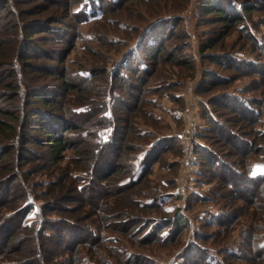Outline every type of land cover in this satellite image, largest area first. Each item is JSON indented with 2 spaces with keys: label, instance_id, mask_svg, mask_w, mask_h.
Masks as SVG:
<instances>
[{
  "label": "rangeland",
  "instance_id": "obj_1",
  "mask_svg": "<svg viewBox=\"0 0 264 264\" xmlns=\"http://www.w3.org/2000/svg\"><path fill=\"white\" fill-rule=\"evenodd\" d=\"M79 1L71 0L73 8ZM204 2L205 0H120L117 2L108 0L105 3L106 14L101 19L76 22L67 16L63 20L64 24H54L58 27L55 30L56 34L45 32L44 35L50 38L43 36L42 40L34 39L44 48L58 47L59 50L64 51L66 57L63 60V65L68 67L71 77L80 70L93 71V76L88 77L85 83L76 84L73 82L79 88L72 92L69 91L66 95L67 97L71 95L73 101L87 98L90 99L89 104H93L104 98L110 87L112 90L116 89V92L120 91L124 94L126 102L119 104L122 107L115 110L123 118H129L128 125L134 127L135 124L139 129L149 133L147 141L144 142L137 135L130 133L128 143L131 144L134 141L140 145L146 143L143 146L146 148L154 141L158 142L157 140L162 139L161 144L153 147L151 164L145 165L143 177L139 181L131 183L133 185L130 191V195L133 197L132 201L136 200L137 203H142L141 201H146L150 197L173 193L170 199L163 200L161 206L150 205L145 211L147 217L160 218L165 213L173 214L178 207H181V214L186 218L181 222L180 228L171 232L172 238L162 242L155 239L156 233H153L150 238H141L147 231L146 229L143 231V228L147 227L146 225L140 224L142 227L138 231H135L138 224H132L129 227L127 223L115 225L116 220L110 217L112 212L109 213V210L106 211L102 207L94 213L89 204L82 200L58 204L61 208L66 205H81L76 213H62L63 217L67 218L68 216L78 223L83 221L82 223L90 224L102 238L95 243L92 242V245L90 242L77 244L74 251L80 256V263H87L91 258H98V254L103 251L107 255V259H110V264H140L129 262L133 256L134 260L139 259V256L147 257L148 262L144 264H155V262L157 264H196L201 260L203 247H210L209 249L214 255L222 258L224 254L221 252L222 241L220 239L227 234L231 235V237L227 235L230 242L236 241V244L242 245L241 249L246 248L249 251L252 245L246 241L247 236L242 235L238 228L243 227L244 224L249 225L252 216L249 218L247 217L249 214L245 215V212H242L238 219L241 221V224L237 225L238 228L234 231H226L224 235L221 232L223 225L219 224L220 222L218 219L215 220L214 216L219 212L226 213L231 209L234 210L236 206L243 205L247 199L248 203L246 204L251 205L253 198L263 205V208H258L255 212V216L261 220L255 222L254 219L253 224H261L259 231L260 234H264V191L261 190L264 184L260 182L251 184L245 178L241 181L239 179L238 183L242 186L241 193L245 200L236 199L232 202V196L224 198L231 186L223 183L218 177L222 172L221 168L216 165L213 170H209L208 166L201 165V155L199 156L197 152L200 141L215 148L217 153L220 151L228 162L238 163L236 166L241 170L244 166L256 165L260 167H256L255 173L264 171V164H260L264 163V152L251 153L244 158L234 151L230 152L232 151L230 140H221L216 130H209L212 125L209 123L205 111L206 108L211 110L214 107L215 114L219 115L218 119L225 124L226 133L232 128L239 129L242 134L256 142L257 146L264 147V137L261 135V132H264V3H257L258 6L249 16L245 12L244 15L248 18L245 22L246 25L242 22H232L226 26L215 17L216 15H205L202 12V3ZM41 4L48 8L53 6L48 0H23L21 4H17V7L21 10L31 8L33 5H36L34 8H37ZM12 6L10 7L14 8ZM60 6L62 7L60 11H63V14L66 13L64 4ZM225 7L231 11L229 14L232 16L234 10L228 5ZM18 8L15 9L14 15L10 13L12 17L29 15H20V12L23 13V11H19ZM9 11L10 8L0 14V40L12 36L3 27V24L10 19L5 16ZM151 38H154V41L149 40ZM260 41L263 43H259ZM141 42L144 45L147 44L146 47L149 51L153 50L154 44L157 48L164 44V56L158 60L147 59L145 54H141L135 59L134 63L136 64H133V67L137 72L139 71L144 81L143 84H136L135 77L129 79L126 77L124 81L122 79L117 81L114 78L112 84L110 70L118 69L123 59L131 58L134 48ZM211 44L214 46H209ZM9 45L10 43L3 46L9 47ZM10 47H14L16 50L18 44H12ZM32 51L29 52L28 61L47 62L51 60L53 63L58 62L56 58L48 59L45 54ZM0 56H3L1 48ZM212 56H216V62L212 60ZM143 57L147 62V64H143L147 67L146 71L141 70L144 69L140 64L143 62ZM230 58L235 61L243 59L254 64L256 68H251L246 63L239 69L235 65L228 66ZM139 64L142 66L140 67ZM18 70L20 74H23V78L32 75L31 71L28 68H23L22 65ZM224 77L226 79L231 77L232 82L214 83L217 80L223 81ZM127 91L130 93L129 95L133 96V99L138 98V101L129 99L128 93L125 94ZM51 93V91L48 92L52 95ZM227 93L236 97L260 100L259 104H254L255 107L263 110L257 122L237 121V114H234L232 109L235 104H233L232 98L225 96ZM222 94L223 97H221ZM213 98L218 101L215 105L211 103ZM76 107L78 106L73 108ZM7 108L17 109V100H11L6 95L0 96V109ZM95 117H99V114H96ZM4 118L6 117L0 115V119ZM127 124L120 123L124 127L127 126L128 129ZM90 126L89 123L83 124L80 130L67 132L74 137L75 142H72V145L67 148L60 149L59 159L46 155L38 156L40 158L35 156L31 162H19V166L21 165L24 170L31 168L34 171L28 174V179L30 186L39 198L38 201L47 203L54 201L56 205L60 203L56 198L58 191L63 188L69 193L77 183L85 185L83 196L86 197L89 186L101 183L106 184L109 194L111 193V196L103 195L99 199L102 203L112 206L113 204L121 205V202H130L129 199L124 198L125 195L116 194L114 187L118 180L124 176L127 177L128 172L110 175V177L103 178L101 182L95 180L89 183L79 178L80 174L84 175L90 172L96 160L94 149L96 134L90 130ZM7 133L9 132L0 130V145L11 144L12 137ZM34 133L38 134V132ZM166 139L171 142H164ZM19 149H22V144L14 151L18 152ZM35 149L38 154L45 148L35 147ZM89 151H92V157L88 155ZM136 152L140 153L136 149L123 151L118 163L125 169L130 168L135 161L133 157ZM3 178H8L9 181L15 178L14 185L18 181L16 174L11 171L5 172ZM73 178L76 180L74 181ZM56 180L59 183L55 185L53 182ZM97 188L99 189L98 186ZM70 193L76 195L75 190ZM222 193H224L223 198L219 196ZM74 215H77V218ZM232 215L237 217L236 213ZM32 216L33 211L28 214L27 220H30ZM161 229L166 230L169 227L161 226ZM84 237L91 241L87 234H84ZM67 238L66 243L72 244L70 237L67 236ZM203 238L206 240L203 241ZM103 239L106 241L102 244ZM224 239L227 241V238ZM112 246H117L122 253L112 256ZM58 252L61 258L69 256V253H65L62 248H59ZM130 254L132 256L128 258ZM126 258H128L127 262L124 263L123 260ZM113 261L115 262L113 263ZM98 263L109 264L103 261ZM235 263L248 264L249 260L246 262L236 260Z\"/></svg>",
  "mask_w": 264,
  "mask_h": 264
},
{
  "label": "trees",
  "instance_id": "obj_2",
  "mask_svg": "<svg viewBox=\"0 0 264 264\" xmlns=\"http://www.w3.org/2000/svg\"><path fill=\"white\" fill-rule=\"evenodd\" d=\"M22 1L23 0H0V14H2L4 10L10 8L8 15H5L10 19L3 24V27L7 30L6 32H10L12 35L9 36L8 39L2 38V40H0V48L3 51V56H0V96L6 95L11 100H17L18 107L15 110L10 108L0 109V115L6 117L0 119V130L9 132L7 135H11L12 137L11 144L4 146L0 145V264H99L98 262L100 261L110 264V259H107V255H105L103 251L98 254V258H91L87 263H80L81 258L76 254V251H74L77 248V244L90 242V245H92V242L95 243L102 238L98 231L94 230L90 224L82 223L83 221L78 223V221H74L68 216L67 218L63 217L62 213H76V211L81 208V205H66L62 208L58 205L71 201H85L89 204L94 213L101 207L106 211L109 210V213L112 212L110 217L116 220L115 225H118V223L119 225H125L127 223L129 227L132 226V224H138L135 231H138L142 227L140 224L146 225L147 227L143 228V231L144 229L147 231L141 236L142 239L150 238L153 236V233H156V240L162 242L170 240L172 238L171 232L180 228L181 222L186 220L181 214V207H178L173 214L165 213L163 217L160 218L147 217L145 211L150 205L156 204L155 206H161L163 200L170 199L173 193L150 197L146 201H141L142 203H137L136 200L135 203L132 201L133 197L130 195L133 186L131 183L139 181L140 178L143 177L145 165L151 164L150 160L154 150L153 147L155 145V147H157L158 144H161L162 139L157 140L158 142L154 141L146 148L143 147L146 143H143V145L136 144L135 141L131 144L128 143V135L130 133L137 135L143 142L147 141L149 133H147L146 130L139 129L135 124L134 127L133 125H128L127 122L130 121L129 118L125 119L121 114L117 113L115 109L122 107V105L119 104H124L126 102V97H124V94L120 91L116 92V89L112 90L110 87L104 98L93 103L95 105L89 104L90 99L88 100L87 98L81 99L80 101H73L74 99L71 95L67 97L66 95H68L69 91L72 92L79 88L73 82L76 84L85 83L88 77L93 76V71L80 70L75 76L71 77L68 67L63 65V60L66 57L64 51L59 50L58 47L54 48L48 46L44 48L34 40L37 39L38 41L39 39L42 40L41 37L43 36L47 37V35H44L45 32L56 34L55 30L58 29V27L54 24H64L63 20L67 16H70L71 19L76 22H90L101 19L106 14L105 3L108 2V0H80L74 8L71 0H48L52 3V7L48 8L44 4H41L37 8H34L36 5H33L31 8L19 10L17 4H21ZM112 1L117 2L120 0ZM257 3L263 4L264 0L254 2L205 0V2L202 3V12L205 15H216L215 17L226 24V26L232 22H242L246 25L245 22H247L248 18L244 14L246 12L247 16L251 15L253 9L258 6L256 5ZM61 4H64L65 10L67 11L64 14L63 11H60L62 8L60 6ZM11 5H13L12 7L14 8H11ZM226 5L234 10L232 16L229 14L231 11L225 7ZM16 8H18L19 11H23V13L20 12V15H29L18 16L17 18L14 16L12 17L10 13L14 15ZM247 27L249 29V25ZM149 40L154 41V38ZM258 41L259 39L257 42ZM8 43H10L9 47L3 46ZM16 43L18 44V49L14 50V47L10 46ZM259 43L263 42L260 41ZM213 44L209 46H214ZM146 45L147 44L144 45L142 42L138 43L134 48L131 58L123 59L118 69L110 70V81L112 84L114 78L117 81L121 79L124 81L126 77L128 79L135 77L134 82H137L136 84L144 83L139 71L137 72L133 67V64H136L134 63L135 59L139 55L145 54L147 59L159 60L164 56L163 51L165 48L164 44L158 46V48L155 46L156 44H154L153 50L149 51ZM66 46L68 45L66 44ZM30 51H37L40 52L39 54H45L48 59L56 58L58 62L53 63L51 60L47 62L28 61L27 58L30 57ZM211 58L214 62L217 61L216 56H212ZM234 61L233 58H230L229 65H226H235L238 66L236 68L239 69L246 63V65L251 66V68H256L254 64L248 63L243 59ZM144 63L147 64L143 57V62L140 64L143 65ZM21 65L23 68H28V70L31 71L32 75L30 77L23 78V74L19 73L18 68ZM142 65H140V67ZM142 68L144 69H140L147 70L145 65H143ZM222 80L223 81L217 80L214 83L232 82L231 77L229 79L224 77ZM136 84L133 83L134 86H136ZM80 89H82V87H80ZM49 91L52 92V95L48 94ZM127 93L128 91L125 94ZM129 94L130 93H128V95ZM225 96L232 98L233 104H235L233 105L234 107L231 108L234 110V114H237V121L249 123L257 122L263 110L257 106L255 107L254 104H259L260 100L242 96L236 97L230 93H227ZM132 97V95H129L128 98L138 101V98L133 99ZM221 97H223V94ZM216 101L217 99L213 98L211 103L215 105ZM74 106L78 107L73 108ZM213 108L211 110L205 109L209 118V123L212 125L209 130H216L221 140H230L231 143L229 144L232 150L230 152L234 151L236 154L243 156V158L251 153L264 152V147L257 146L256 142H253L246 137V135L242 134L239 129L232 128L227 130L226 133L225 124L218 119L219 115L215 114V108ZM96 114H99V117H95ZM122 122L129 126L128 129L126 128L127 126L124 127L120 125ZM88 123L91 125L90 130H93L96 134V141L94 144L96 160L90 172L84 175L80 174L79 178L89 183L95 180L101 182L103 178L110 177V175L128 172L127 177L124 176L118 180V183L116 182L117 184H115L114 187L116 189V194L125 195L124 198L129 199L130 202H121V205L113 204L112 206L102 203L99 199L103 197V195L111 196V193L109 194L108 192V186L101 183H98V185L94 183L92 186H89L87 190L88 195H86V197L83 196L85 185L77 183L74 189H70L69 193L63 190V188L58 191L59 193L56 194V198L60 203L56 205L54 201L49 203L38 201L39 198H37L32 186H30L31 184L28 179V174L34 171L31 168L24 170L21 165L19 166V162H31L35 156L43 157L46 155H51L54 159H59L60 149L67 148L72 145V142H75V140H73L74 137L70 136V133L67 132L70 130H80L83 124ZM34 132H38V134ZM261 135L264 137V132H261ZM164 142L168 143L171 141L166 139ZM21 144L22 149H19L18 152L14 151ZM35 147L38 149H45L36 154L37 149H35ZM129 149H136V151L140 153L136 152L134 154L135 157H133V159L135 161L130 168L125 169L123 165L118 163V159L121 157L123 151ZM197 152L199 156L201 155V165L208 166L209 170H213L216 165L221 168L222 172L218 177H220L223 183L231 186V189L227 191V195H224V198L232 196V202L236 199L245 200L241 193L242 186L238 183L239 179L241 181L245 178V180L249 181L251 184L254 182H257V184L259 182L264 184V171L256 173L254 171L256 167L259 168L260 166H244L241 170L236 166L238 163L228 162L224 159L223 155H221L220 151L217 153L215 148H212L210 145L207 146L200 141L198 142ZM15 153H17L16 156H14ZM88 153V155L92 157V151ZM100 157L101 160L99 161ZM7 171L16 174V179L18 181L15 185V178H10V181L8 178H3V175ZM73 180L75 181L76 179L73 178ZM53 183L56 185L59 181L56 180ZM74 190L76 192L75 196L70 193ZM261 190L264 191V185ZM257 191H260V189H257ZM223 194L224 193L219 196L223 198ZM174 195L177 194L174 193ZM247 200H245L243 205L236 206L234 210L231 209L226 213H217L214 219H218V222H220L219 224L223 225V227H221V232L222 235H224L226 231H234L238 228L237 225L241 224V221H238V219L242 215V212H245V215L246 213L249 214L247 217L252 216L249 225L244 224L243 227L238 228V230L242 232V235L247 236L246 241L251 243V250L249 249L248 251L246 248L244 250L241 249L242 245L236 244V241L230 242L227 235L229 237H231V235L227 234L220 239L222 241L220 247L222 248L221 252L224 254L222 258L214 255L213 252L210 251V247H203L201 249V260L196 264H237L235 263L236 260H243L244 262L249 260L250 264H264V234H260L259 231L262 225L253 224L254 219L255 222L261 220L255 216V212H257L256 210H258V208H263V205L256 202L254 198L251 199L253 200L252 204L247 205ZM234 204L232 205L234 206ZM137 210L138 213H136ZM31 211H33V216L30 220H27L28 214ZM235 213L237 216L236 218L232 215ZM57 216L59 217L57 218ZM74 216L76 217L77 215ZM158 223L161 224L158 225ZM161 226H167L169 229H161ZM16 229L18 230L16 231ZM84 234H87L91 241L84 239ZM67 236L70 237L71 242H73L72 244L66 243L68 239ZM224 238H227V241ZM204 240H206V238H203V241ZM105 241L106 240L103 239L102 244ZM112 247V256L122 253L117 246ZM59 248H62L65 253H69V256L61 258L58 252ZM130 256H132V254H130L128 258ZM133 257L129 262L140 264L148 262L147 257L142 258L139 256L137 260H134ZM128 258L124 259L123 262L126 263ZM114 262L115 261H113V263ZM155 264H157V262H155Z\"/></svg>",
  "mask_w": 264,
  "mask_h": 264
},
{
  "label": "built area",
  "instance_id": "obj_3",
  "mask_svg": "<svg viewBox=\"0 0 264 264\" xmlns=\"http://www.w3.org/2000/svg\"><path fill=\"white\" fill-rule=\"evenodd\" d=\"M190 150H192V149H190Z\"/></svg>",
  "mask_w": 264,
  "mask_h": 264
}]
</instances>
